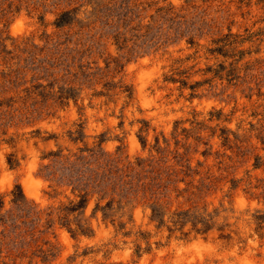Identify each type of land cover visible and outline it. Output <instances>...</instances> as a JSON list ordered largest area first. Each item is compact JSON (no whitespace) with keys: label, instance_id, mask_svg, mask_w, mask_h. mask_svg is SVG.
I'll return each mask as SVG.
<instances>
[{"label":"rangeland","instance_id":"374dc122","mask_svg":"<svg viewBox=\"0 0 264 264\" xmlns=\"http://www.w3.org/2000/svg\"><path fill=\"white\" fill-rule=\"evenodd\" d=\"M137 159L175 183L61 219ZM0 201V264H264V0H0Z\"/></svg>","mask_w":264,"mask_h":264},{"label":"trees","instance_id":"16d2710c","mask_svg":"<svg viewBox=\"0 0 264 264\" xmlns=\"http://www.w3.org/2000/svg\"><path fill=\"white\" fill-rule=\"evenodd\" d=\"M61 25H62L61 22L57 23V26H61ZM52 155L58 157V154H52ZM82 160H84V158L82 157H79L77 159V161H82ZM66 162L68 161L66 160ZM145 164H146V160L137 159L135 167H139L140 172L136 173L134 172V167L132 166L128 165L125 168L119 169L116 166H114L113 163L111 164L107 163L102 167L103 168L102 173H99L97 170L89 169L86 166V163H83V165L79 167L77 165V162L68 163V164L64 162L62 164V169H63L62 175L58 179V182H66L67 184L72 185L73 187L71 189V192L72 194H76L75 196L78 198V200L76 202H74V200H69L67 205L61 206L59 208V212L62 213L61 219H64V221L68 223L69 221L67 217L70 213L78 212L79 214H82L87 206L89 196H91L93 193L98 194V201L95 204V207L93 208L92 215H94L96 211L100 210L102 213V219L106 220L108 218H112L113 216H115L117 209L122 208L121 203L123 202V199L127 200L126 203L130 202V199H126L127 195L130 194L133 196H137L139 192H142L143 196H145L146 192L149 191L151 197L153 196V194H156L157 192H159L160 194L161 191L163 192V190H166L170 183H175V181L172 180V177L178 175L179 172L173 171L172 169H167L165 171L158 170L155 174L154 169H152L151 167L150 170H147L145 168L147 164L146 165ZM186 171L187 172L190 171L189 168H186ZM50 175H54V172L50 173ZM124 178H128V181L123 182ZM136 178H137V184L134 185L133 180H135ZM147 179L148 181L145 182V180ZM141 180H144V182H142L141 185H138V183ZM186 190L187 189H184L178 192V190L175 189L177 194L181 192H185ZM108 195L117 196L119 198L116 201L117 207L115 209L113 206V204L115 203L114 197H111L110 200H108L104 204V206L99 205V202ZM12 202L15 205H20L25 203V199L21 195L18 198L15 197L12 200ZM1 205L2 202L0 201V208ZM151 210H152V216L159 218L160 222H162V215H163L162 207L158 206L157 204H153L151 205ZM188 216L189 214L187 211L177 213L178 218H183L184 221H180L182 223L185 222V218H187ZM12 220L13 222L10 223L9 226L12 228V231H15L17 229V226L15 225L17 218H15L13 214H5L3 216H0V224L4 227V229H6V224ZM195 225H196V221L193 223V226ZM80 229L81 231L84 230L82 229L81 226ZM206 229L207 227L205 229H197V230L205 231ZM3 237L5 239L9 237V235H3ZM3 240L1 244H3Z\"/></svg>","mask_w":264,"mask_h":264}]
</instances>
